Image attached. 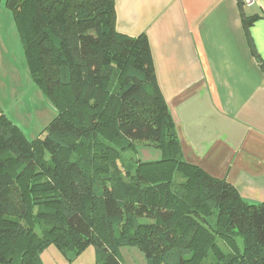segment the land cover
<instances>
[{
    "label": "trees",
    "instance_id": "16d2710c",
    "mask_svg": "<svg viewBox=\"0 0 264 264\" xmlns=\"http://www.w3.org/2000/svg\"><path fill=\"white\" fill-rule=\"evenodd\" d=\"M237 2L264 73L249 35L256 17ZM4 6L29 75L57 113L31 139L0 114V264H41L50 244L90 243L102 249L98 264H123L124 244L148 264H264V202L248 203L184 159L149 40L117 31L114 0ZM136 142L158 157L136 162L125 181L116 162Z\"/></svg>",
    "mask_w": 264,
    "mask_h": 264
},
{
    "label": "crops",
    "instance_id": "0c3cea01",
    "mask_svg": "<svg viewBox=\"0 0 264 264\" xmlns=\"http://www.w3.org/2000/svg\"><path fill=\"white\" fill-rule=\"evenodd\" d=\"M114 5L117 31L145 33L149 40L184 159L226 179L248 203L264 202V73L237 0H114ZM242 11L256 17L249 35L264 63V0L245 3Z\"/></svg>",
    "mask_w": 264,
    "mask_h": 264
},
{
    "label": "rangeland",
    "instance_id": "374dc122",
    "mask_svg": "<svg viewBox=\"0 0 264 264\" xmlns=\"http://www.w3.org/2000/svg\"><path fill=\"white\" fill-rule=\"evenodd\" d=\"M10 16L4 0H0V56L3 61H0V105L5 114L18 121L15 123L31 139L43 131L57 112L29 75L21 42ZM135 145L136 152H125L116 162L117 170L125 181L127 172L134 173L136 162L158 157V151L151 143L136 142ZM220 246L227 251L222 243ZM118 251L123 264L149 263L136 246L119 245ZM101 255L102 249L92 243L82 249L70 248L65 251L50 244L41 251L39 257L41 264H98Z\"/></svg>",
    "mask_w": 264,
    "mask_h": 264
},
{
    "label": "built area",
    "instance_id": "2783aa9c",
    "mask_svg": "<svg viewBox=\"0 0 264 264\" xmlns=\"http://www.w3.org/2000/svg\"><path fill=\"white\" fill-rule=\"evenodd\" d=\"M246 2H248V3H251V2H252V0H246Z\"/></svg>",
    "mask_w": 264,
    "mask_h": 264
}]
</instances>
